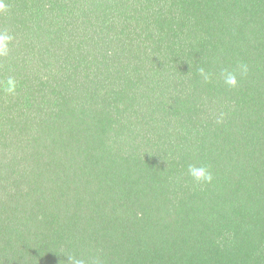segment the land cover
Listing matches in <instances>:
<instances>
[{"label":"trees","instance_id":"1","mask_svg":"<svg viewBox=\"0 0 264 264\" xmlns=\"http://www.w3.org/2000/svg\"><path fill=\"white\" fill-rule=\"evenodd\" d=\"M3 3L0 264H264V0Z\"/></svg>","mask_w":264,"mask_h":264},{"label":"clouds","instance_id":"2","mask_svg":"<svg viewBox=\"0 0 264 264\" xmlns=\"http://www.w3.org/2000/svg\"><path fill=\"white\" fill-rule=\"evenodd\" d=\"M5 9V5L3 3V0H0V11H3ZM6 38H0V50L3 49L4 42ZM245 71H247L246 68H244ZM201 74L203 75V69L200 70ZM225 82L232 86L235 87L237 85V79L234 74L228 73L226 76ZM9 83V88L7 91L9 93H12L15 91V85L12 80L8 81ZM189 174L198 182H207L210 183L212 181V175L208 172L207 168L205 167H196L193 165H190L188 168ZM72 260V264H84L82 260L76 259V258H70Z\"/></svg>","mask_w":264,"mask_h":264}]
</instances>
